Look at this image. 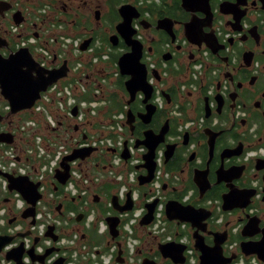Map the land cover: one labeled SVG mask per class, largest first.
<instances>
[{
	"label": "flooded vegetation",
	"instance_id": "obj_1",
	"mask_svg": "<svg viewBox=\"0 0 264 264\" xmlns=\"http://www.w3.org/2000/svg\"><path fill=\"white\" fill-rule=\"evenodd\" d=\"M51 1L63 4L61 14L73 20L80 45L90 40L85 51L97 44L108 54L106 64L113 62L105 68L117 77L94 73L90 79L104 80L107 109L110 98L123 104L124 134L132 147L146 131L161 138L151 179L142 183L138 176L146 177L147 170L136 168L143 164L142 146L122 169L111 165L116 151H99L90 162L101 177L79 184L77 195L65 190L67 181L27 177L38 184L40 198L33 205L4 189L7 180L0 172V237L10 238L7 243L0 238V264H14L7 257L19 252L22 264H174V247L165 257L162 245L168 243L183 246L177 255L181 264H264V0H82L76 7L77 0H67V6ZM87 5H93L92 17L80 13ZM27 14L22 13L28 29H37L34 20L46 15ZM124 18L129 28H121ZM125 32L140 46L150 89L146 103L137 92L127 104L124 82L130 77L114 64L132 49ZM27 35L40 39L36 31ZM0 37L8 42L0 49L7 56L13 35L5 27ZM61 47L63 55L73 53L71 46ZM63 57L54 55L51 69L61 66ZM4 108L0 133L11 134L15 145L19 123L16 115L6 117ZM8 146L0 144V150ZM125 172L133 179L120 195L116 179H127Z\"/></svg>",
	"mask_w": 264,
	"mask_h": 264
},
{
	"label": "built area",
	"instance_id": "obj_2",
	"mask_svg": "<svg viewBox=\"0 0 264 264\" xmlns=\"http://www.w3.org/2000/svg\"><path fill=\"white\" fill-rule=\"evenodd\" d=\"M0 2L17 6L19 0ZM19 28L20 26L12 25L10 33L15 36ZM30 36L16 38V50L23 47L31 48L39 66L51 69L54 55L46 46L39 44ZM70 46L73 50L69 56L72 58V64L67 77L49 86L31 109L21 112L27 114V118L23 122L17 121L19 123L16 130L17 144L0 150V172L14 173L17 177H28L40 183L54 178L62 160L76 149H96L91 158L99 151L109 153L108 150L112 149L116 151V155H113L111 165L118 169L124 166L125 161L121 159L120 154L125 142L128 143L126 144L128 154H133L132 140L129 141L124 134L125 108L107 115L103 87L100 85L104 80L99 83L90 79L94 73L100 79L103 78L101 75L117 77L116 73H109L105 68L108 54L100 51L97 44L81 52L79 40H74ZM61 57L58 55V58ZM74 107L77 109L75 117L72 116ZM4 111L8 112L9 107L5 106ZM70 120L75 121L74 126H87L88 131H82L79 139L64 138L67 132L63 128L68 129L65 125ZM84 134L85 140L81 138ZM134 163L136 161L132 158L131 164ZM68 164L69 177L65 190L71 195L79 193V184L87 185L101 177L99 172L91 171L87 160L85 162L77 159ZM112 167L109 168V175L113 174ZM125 175L127 179H122V175L116 179L121 187L120 195L133 179V173L125 172ZM157 180L158 174L154 186H157ZM7 185L6 181L2 182L4 189H7Z\"/></svg>",
	"mask_w": 264,
	"mask_h": 264
},
{
	"label": "water",
	"instance_id": "obj_3",
	"mask_svg": "<svg viewBox=\"0 0 264 264\" xmlns=\"http://www.w3.org/2000/svg\"><path fill=\"white\" fill-rule=\"evenodd\" d=\"M12 5L7 2H0V18H4L6 13L12 10ZM12 23L15 26H20L24 22V17L22 13L17 10L11 14ZM123 28H129L130 20L124 18ZM132 32H125V36L122 33V37L127 46L131 47V51L120 56L117 60L118 72L122 76H129L130 78L124 82V89L129 95L130 99L127 102L129 104L134 98V95L137 92H142L145 95L143 103H146L149 99L148 94L150 89L147 86L145 80L144 65L140 63V46L132 39ZM90 43V40L84 41L79 50L81 52L85 51ZM115 45V43L113 44ZM8 47V42L4 37H0V49H5ZM138 68V69H137ZM67 61H63L61 66L53 69H45L39 66V64L34 60L29 49L26 47L19 48L16 51L10 52L7 56H4L0 53V97L9 107V111L6 115H16L22 111L29 110L32 108L36 100L40 98L42 92H45L49 86L55 84L56 82L66 78L68 73ZM133 71V72H132ZM136 71V72H135ZM139 71V73H138ZM142 71V72H141ZM135 72V73H134ZM149 91V92H148ZM149 104L146 105L148 107ZM77 114V109L74 107L72 109V116L75 117ZM131 113H127L126 125L131 124ZM4 119V116L0 114V122ZM77 126L74 127V130ZM132 132V126H130ZM143 140L135 142L134 148L142 146L146 149V153L143 155L142 160L143 164L136 167L145 168L147 170V176L143 177L138 176V179L143 182V179L149 180L153 173V153L155 147L160 143L161 134H154L152 131L144 132ZM85 140V136H83ZM13 142V137L9 133H0V144L11 145ZM96 149L85 148V149H76L73 152L66 156L60 163V169L55 171L54 179L61 185L68 180L69 177V162L79 159L80 161H85L90 157L92 152H95ZM108 152L113 153L114 150L109 149ZM120 157L123 161H127L129 154L126 149V143ZM2 176L8 182V190L16 191L20 193L21 197L33 205L40 198V195L37 192L38 184H32L27 177H13L9 174L2 173ZM143 178V179H142ZM150 181V180H149ZM130 198V197H129ZM150 214L147 215L148 222L151 219L152 205L149 207ZM169 214L171 210V205L168 206ZM171 210V211H170ZM182 211V210H181ZM179 211V212H181ZM178 212V213H179ZM177 217L181 221L187 222V219ZM168 215V220H173L175 217H170ZM4 243L9 242L10 238L0 237ZM167 251L166 258H170L168 249L169 247H174L176 252V258L171 257L174 264L183 263L182 259L179 260L177 255H181L184 250L183 246L178 244H165L162 245ZM7 260L13 261L14 264H22L20 261V252L18 254H11L7 257Z\"/></svg>",
	"mask_w": 264,
	"mask_h": 264
},
{
	"label": "rangeland",
	"instance_id": "obj_4",
	"mask_svg": "<svg viewBox=\"0 0 264 264\" xmlns=\"http://www.w3.org/2000/svg\"><path fill=\"white\" fill-rule=\"evenodd\" d=\"M79 0H77V3L74 4V6L76 7L77 5L80 6L82 3V0H80V3H78ZM66 6L68 5L67 0L63 1ZM96 2H94L95 5ZM22 4V7H21ZM101 4V2H100ZM14 9H17L19 11H22L23 14L28 13L27 16H30V14H32L33 16L35 15V13H37V15H42V14H46L45 17H38L39 20H34L35 23H37V29H28L26 26L24 25L25 23H23V31H21V27L19 28V31L17 32V34H23V36H26L27 34H31L32 31H36L38 32L40 39L37 41L39 44H44L51 52L53 55H59L58 51H61V54L63 55V48L61 47V45H66L67 48H69L70 44L74 41L77 40V38L81 39L80 36H78V30L76 31V29L73 28V20L72 19H66L62 14H61V7L63 6V4L58 5L57 3H53L51 0H19L18 5L15 6L14 4H12ZM43 6H45L43 8ZM48 6V9H47ZM40 10V11H38ZM93 5H87L85 7V9L80 12L82 14V17H86L87 15H90V17L93 16ZM105 10L103 9V7L101 8V13H104ZM25 16V15H24ZM71 17H73L72 15H70ZM28 19H31V17H27ZM42 19H46V22L43 21V23L41 22ZM42 25H41V24ZM14 25L12 23L11 17H10V13L6 14V18L5 19H0V29H4L5 27L9 30L10 32V27ZM5 26V27H4ZM17 34L15 36H13V40L15 41ZM63 37V38H61ZM70 41V42H69ZM47 43V45L45 44ZM64 56V57H63ZM62 57L64 59L61 60V62H63L64 60L67 59V64L71 65L72 63V58L67 57L65 55H63ZM66 58V59H65ZM113 62L110 61V63L106 64V67H109V65H112ZM90 70H92L91 67H89ZM109 70L113 71V68L110 67ZM119 89V88H118ZM120 91V90H119ZM120 96H122V93H119ZM0 100L1 97H0ZM5 106V102H0V111L3 110V107ZM27 118V114L25 113H20L17 114L16 117L14 118L15 121L19 122H23L25 121V119ZM75 121L70 120L65 126L68 128L67 129V136L64 138H71V140L73 139H79L80 134L82 131H88V127L87 126H80L79 127V134H75L73 133V131L71 130L74 126ZM95 159V157H94ZM92 162H89V166H91ZM93 168V167H92ZM91 168V171L94 172H98L99 170H94ZM100 172V171H99Z\"/></svg>",
	"mask_w": 264,
	"mask_h": 264
},
{
	"label": "trees",
	"instance_id": "obj_5",
	"mask_svg": "<svg viewBox=\"0 0 264 264\" xmlns=\"http://www.w3.org/2000/svg\"><path fill=\"white\" fill-rule=\"evenodd\" d=\"M16 50V47H15V41L12 43V46H11V48H10V52H13V51H15ZM8 55V54H7ZM114 64H116V60L114 61ZM121 89L123 90V86H121ZM110 102H111V105H110V107L107 109V115H109V114H111V113H113V109H117L118 111H120V110H122L123 109V104H121V103H119V102H117L114 98H110ZM7 104L5 103V106H6ZM4 106V107H5Z\"/></svg>",
	"mask_w": 264,
	"mask_h": 264
}]
</instances>
